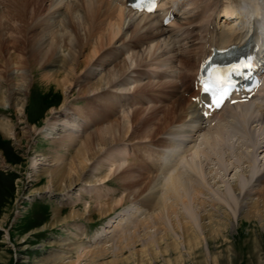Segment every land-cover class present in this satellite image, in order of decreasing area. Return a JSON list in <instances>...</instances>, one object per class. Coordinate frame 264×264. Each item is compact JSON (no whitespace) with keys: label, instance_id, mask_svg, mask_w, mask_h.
<instances>
[{"label":"bare ground","instance_id":"6f19581e","mask_svg":"<svg viewBox=\"0 0 264 264\" xmlns=\"http://www.w3.org/2000/svg\"><path fill=\"white\" fill-rule=\"evenodd\" d=\"M123 5L124 0H0V60L9 54V59H17L18 68L24 70L17 74L22 79L19 90L7 94H3L4 91L0 104L15 105L19 101L17 111L25 114L27 93L20 88H28L31 84L36 66L39 71L36 75L41 79L37 81L39 86L46 91L61 93L63 97L59 112L56 111L55 101L49 109L50 113L63 115L61 125L69 124L66 129L69 135L59 146L69 145L67 152H71L74 139H81L69 159L61 158L60 161L54 153L47 166L40 162V158L31 159L34 180L41 182L42 177L46 179L43 184L45 191H62L73 183L79 185L74 192L65 191L61 197L62 201L72 205L70 212L63 216L61 208H54L49 225L53 227L62 221L90 214L89 205H85L83 211L75 207L83 195L97 194V199L110 198L109 202L97 203V212L103 216L113 212L127 198L116 199L115 189L109 186L106 190L101 187V191L97 187L98 183L106 186L110 177L115 175L117 181L120 180L129 189L128 195L133 196V201L136 199L146 208L143 217L140 215V227L153 228L155 234L148 236L151 240L143 241L141 250H135L129 256L123 255V250L135 247L138 237H125L123 245L120 237L119 253L116 254L121 256L103 264H185V255L198 261L204 248L211 250L219 246L230 251L227 240L235 227L233 221H236L237 229L244 227L247 233L264 229V169L260 170L251 185L241 183L242 179L231 183L230 189L237 195L236 218H233L220 199L202 197L213 187L212 181L214 184L217 181L216 176H206L201 156L207 159L213 154L223 153L220 158L225 160L224 155L227 157L228 154L223 148L233 145L229 143V138L239 131L246 141H251L253 133L250 125L253 120L258 121L255 120V113L261 106L245 103L225 107L220 115H213L210 121H215L214 126L204 127L203 137L200 136L201 140L197 143L200 130L194 133V129L189 127L202 118L191 99L179 88L185 86L182 79H193L198 65L210 54L209 50H204L205 41L208 47H212L213 42L219 48L231 44L240 47L245 42L247 25L257 23L253 17L264 9V5L258 0H190L187 5L191 7V13L184 21L182 18L175 21L177 28L193 26L185 46L180 49L172 48V41L167 40L171 38L173 26L157 27L151 16L129 13ZM50 11L59 12L54 22L50 20ZM213 16L219 23L222 18L226 24L228 22L226 27L212 26ZM231 21L232 24H229ZM255 40L257 44L262 42L259 33L255 35ZM117 43H122L121 49H127L129 63L126 59L119 61L115 51ZM61 49L66 53L56 55ZM54 61L57 65L53 67ZM131 61L135 65L131 71L137 73V77L133 78L135 88L127 96L117 93V90L123 89L122 85L128 80L118 81L116 77L120 69H129ZM159 65L172 73L171 79L162 80L159 76L157 82L152 81V77L144 81L142 70ZM4 69L5 65L0 73L4 74ZM75 89L84 103L78 104L70 115L61 109L67 107L62 104L67 101V94ZM151 95L152 105L145 113L142 102H148ZM130 108H133L131 113L127 111ZM73 113L78 114V121H75ZM174 120L185 128H168ZM87 121H94L97 126L94 131L88 132V128L81 127ZM45 122V137H49L54 125L50 117ZM0 127L6 135L17 136L8 120H1ZM72 133H75L74 138L70 136ZM164 133L175 134L176 137H166ZM189 139L197 143L192 148L187 146L191 142ZM125 152H128L127 155ZM244 154L239 153L237 162L252 166V158L247 155V161ZM129 158H132V164H126ZM219 164L224 162L218 159ZM89 166L94 182H97L94 187L83 179V172ZM104 167V174H95ZM131 170L137 175L131 174ZM244 171L247 172L246 169ZM135 176L140 177L139 181L133 179ZM138 185L142 186L141 190H135ZM108 191L111 195L106 194ZM51 199L54 197L50 196ZM179 204L183 206V211L179 209ZM117 216L118 221H114L116 216L109 220L110 231H115L117 223L123 219L122 215ZM104 250L101 247L87 252L91 256L88 264H99L95 262V255H103ZM52 256L49 254L47 258ZM55 262L48 261L49 264Z\"/></svg>","mask_w":264,"mask_h":264},{"label":"rangeland","instance_id":"374dc122","mask_svg":"<svg viewBox=\"0 0 264 264\" xmlns=\"http://www.w3.org/2000/svg\"><path fill=\"white\" fill-rule=\"evenodd\" d=\"M50 12V20L52 22L56 21L59 17V12ZM186 17L187 15L184 18L182 17V20ZM193 32L195 31L193 30ZM121 45L122 43H117L115 45L117 47V49H115L116 55L120 57L119 61L126 59L129 63L130 59L128 58L127 49H121ZM63 53H66V51L61 49L56 55ZM9 57L11 56L6 54L4 58L0 60V69H2L4 65L7 69V71L4 69V74L0 73V97H2L4 91L3 94L9 92L15 93L18 91L20 81L22 80L17 74L24 70L18 68L19 64L16 63L17 59L10 60L11 58L9 59ZM6 62L7 64H4ZM53 63V67L55 64L57 65V61ZM134 67V62L131 61L129 69L125 71H121L120 69L118 71L116 80L120 81L124 79L128 80V83L123 84L122 86H124V88L117 90V93L119 92L128 96L131 90L135 88L133 78L137 77V73L131 71ZM35 70L36 72L34 73L31 84H28L29 86L27 85L28 88H20L27 93L25 114H21L17 111L19 101L15 102L17 106L12 103L0 104V122L1 120H8L12 131L14 134H17L16 137L15 135L10 137L6 135L0 127V224L2 225L0 226V264H49L48 261H56V264H67L69 262L88 264L90 263L89 261H91V256L88 255L87 252L98 250L101 247L105 249L104 253L101 256L95 255V262L103 264L119 258L121 255L117 256L116 254L119 253L118 239L122 237L121 245H123L125 237L130 236L131 238L132 235H137L136 237H138L135 247L125 248L123 250V255L129 256L131 252L141 250L143 241L151 240L152 238L148 236L155 234V231L153 228H148L146 226L140 227L143 217L142 214L146 212V208L138 204L136 199L133 201V196L128 195L129 189H126V187L121 184L120 180H118V182V178L116 179L115 175L114 177L113 175L110 177L111 179L108 180L106 186L98 183L99 186L97 187L101 191L102 188L106 190L105 188L109 186L111 189H115L114 196L116 199L120 197L127 198L125 201L121 202L113 212H110L107 216L98 214L97 206L100 203L109 202L111 200L104 194L106 198L102 197L100 199L95 198L97 194L89 196L83 195V198L75 203V207L83 211L85 205H89L90 214L85 213L82 217L62 221L53 227L49 225L54 208H61L63 216L70 212L72 205L69 202L62 201L61 197L65 191L71 190V192H74L79 185L73 183L71 187L65 188L62 191H55L54 189H47L45 191L43 189V184L46 179L42 177L43 181L41 182L39 180H34L30 165L31 159L35 157L40 158V162L46 166L49 160L53 158L54 153H56L54 156H57L60 161L61 158L69 159L74 148L77 147L81 139H79V137L74 139L76 140L73 144L75 147H70L71 152H67L69 145L64 147L59 146L61 141L65 139L68 134V130L66 129L69 127V124L61 125L60 118H63V115L60 117L59 113H50L49 109L53 103L57 102L55 106H57L58 109L56 111L59 112L62 107L60 104L62 103L63 97L61 93L59 95L54 93L53 90L46 91L47 89L43 86H39L40 83L37 81L41 79L39 75H36V73L39 72L36 66L34 67V71ZM144 70H142V75L148 73ZM151 70H153V68ZM153 80L155 79H152V81ZM144 81H147V79L145 78ZM26 83H28V80L25 84ZM262 87L264 89V86ZM184 89L185 88H183V90ZM80 97L82 96L78 94L77 89L68 93L67 101L62 104L68 108L66 107L61 110L71 115L73 111L75 112L76 109L74 108L77 107L78 104L82 105L84 103L83 98ZM152 99L153 96L151 95L147 100L148 102H142L146 108L145 113L148 111V108L151 107ZM256 105L263 106L260 103H256ZM135 106L138 105L136 104ZM133 108L127 111L131 113ZM259 109H257L255 113V120L259 122L253 120L254 122L252 121L250 125V131L253 133L251 141H246L239 131L233 133L229 138V143L233 144L231 146L232 148L228 146H226L227 148H223L228 154L227 157L224 155L225 160L220 158L223 157V153L213 154L207 159L201 156L202 164L205 166L206 176H216L215 181H217L216 184L212 181L213 187L207 191L208 194L202 197L220 199L222 204L232 213L233 218H236L237 195L231 191V183L235 182V180L242 179L241 183L244 182L246 186L251 185L260 170L264 169V119L262 121V117H258L260 113ZM73 114L72 116H74L75 121H78V114ZM263 114L262 116L264 117ZM47 117H50L51 123L54 125L52 134L49 137H45L47 134L46 132L44 133L46 129L45 126L47 125L45 119ZM27 118H29L30 121H27ZM180 124L178 120H174L168 128L173 130L185 128V126ZM82 126H84L85 130L88 128L86 130L88 132L94 131L97 127L94 125V121L82 123L81 127ZM204 132L205 130H202L199 137H203L202 135ZM74 135L75 133L70 134L73 138ZM161 135L162 134H159V136ZM168 135L176 137L175 134H163V136L166 137ZM199 137L196 138L197 143L201 140V137ZM196 142H191L187 146L192 148ZM171 149L166 151L169 152ZM141 150L142 148H140V152ZM60 153L61 155H59ZM125 153V155H127L128 152ZM239 153H245L244 155L246 156L243 157L247 161L248 156H250L253 162L252 166H249L246 162H237ZM218 159L222 160L224 164L218 165ZM132 163V158H129L126 164ZM90 166L83 172V179L87 180V182L94 187L97 185V182H94L95 177L92 176L89 170ZM226 167L227 171L224 169ZM105 168L106 167L101 169L100 173L96 172L95 174H104ZM245 169L247 172L244 171ZM133 173L137 175L136 172H132L131 170V174ZM146 176V174L142 175V177ZM149 176L152 177V175ZM137 177L138 176H135L133 179L139 181L140 177ZM82 181H80V185ZM140 185H138L135 190H141L142 186ZM239 187L242 188V186ZM133 188L134 187H132V189ZM106 194L111 195L109 191L108 193L106 192ZM126 195H128V197ZM50 196L54 197V199L50 200ZM142 207H144L145 210H143ZM179 209L183 211V206L181 204H179ZM117 214L122 215L120 217L123 219L117 223L115 231H110L111 228L109 225L111 223L109 224V220L116 216L114 221H118L119 217ZM128 214H130L129 218L127 217ZM233 223L235 227L230 234L229 240H227L230 244V251L218 245L219 248L216 247L211 250L204 248L202 256L198 257V261H194L191 257L185 255V264H264V229H260L259 232L247 233L246 228L240 227L237 229L236 221H233ZM141 228L143 229L141 230ZM168 230L171 231L169 226ZM147 237L148 239H143ZM49 254H53V256L47 258ZM59 256H61L60 259H57ZM153 264L156 263L154 262Z\"/></svg>","mask_w":264,"mask_h":264},{"label":"snow or ice","instance_id":"6c2138e0","mask_svg":"<svg viewBox=\"0 0 264 264\" xmlns=\"http://www.w3.org/2000/svg\"><path fill=\"white\" fill-rule=\"evenodd\" d=\"M148 10L151 11V10H152V7H149ZM219 103H220V102L217 101V104H219Z\"/></svg>","mask_w":264,"mask_h":264}]
</instances>
